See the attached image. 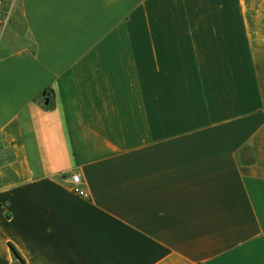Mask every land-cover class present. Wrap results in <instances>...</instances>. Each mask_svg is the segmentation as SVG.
I'll return each instance as SVG.
<instances>
[{
    "label": "crops",
    "instance_id": "obj_1",
    "mask_svg": "<svg viewBox=\"0 0 264 264\" xmlns=\"http://www.w3.org/2000/svg\"><path fill=\"white\" fill-rule=\"evenodd\" d=\"M0 264H264V0H0Z\"/></svg>",
    "mask_w": 264,
    "mask_h": 264
},
{
    "label": "trees",
    "instance_id": "obj_2",
    "mask_svg": "<svg viewBox=\"0 0 264 264\" xmlns=\"http://www.w3.org/2000/svg\"><path fill=\"white\" fill-rule=\"evenodd\" d=\"M11 246V249L13 250L14 254L20 259L22 260L20 254L17 252V250L14 248V246L10 245ZM23 261V260H22Z\"/></svg>",
    "mask_w": 264,
    "mask_h": 264
},
{
    "label": "built area",
    "instance_id": "obj_3",
    "mask_svg": "<svg viewBox=\"0 0 264 264\" xmlns=\"http://www.w3.org/2000/svg\"><path fill=\"white\" fill-rule=\"evenodd\" d=\"M72 181L75 183V182H78L79 181V176L77 174H73L72 176Z\"/></svg>",
    "mask_w": 264,
    "mask_h": 264
}]
</instances>
